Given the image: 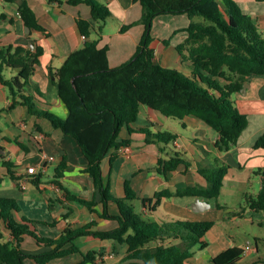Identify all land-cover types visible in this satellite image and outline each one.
Wrapping results in <instances>:
<instances>
[{"label": "trees", "instance_id": "1", "mask_svg": "<svg viewBox=\"0 0 264 264\" xmlns=\"http://www.w3.org/2000/svg\"><path fill=\"white\" fill-rule=\"evenodd\" d=\"M4 1L18 3L21 19L31 31L36 30L46 37L51 35L41 25L27 0ZM134 1L143 8L139 23L144 24L145 33L134 56L115 68L109 62V48L99 46L106 23L113 16L110 7L100 0L66 1L71 6L86 4L93 19L92 22L78 19L79 29L86 39L84 46L72 52L60 68H50V82L57 87L60 98L69 109L66 119L42 108L41 104L44 103L38 96L43 97V93L37 88L36 97L28 88L41 64L44 47L35 41L33 49L21 45L0 46V82L10 91V108L26 106L30 114L49 120L55 128L76 138L88 160L83 171L93 178L102 196L105 206L102 216L119 222L116 229L109 231L96 229L94 222L79 227L69 226L60 237L52 238L40 232L37 224L43 222L25 216L19 220L16 218V214L21 212L16 199L0 197V221L14 238V241H3L4 236L0 233V264H28V260L36 264H50L55 259L83 253L76 243L79 238L88 241L110 240L125 245L128 264H185L195 256V248L208 246L207 233L212 229L213 221L159 223L143 219L130 203L137 198L131 182L125 184L124 198L114 197L109 184H105L102 162L112 152L110 163L113 164L118 153L131 145L130 138L121 136L124 129L129 134H144L147 143L168 145L177 140L179 136L170 131L133 128L142 106L167 118L179 119L182 123L187 117L194 116L219 134L216 142L219 151L226 152L235 147L249 120L235 105L233 95L242 91L248 77L264 76V36L252 17L242 10L238 0ZM162 14H187L191 19L186 41L177 46L182 57L191 61L190 74L164 67L157 60L151 29L155 18ZM197 16L202 17L204 22H195ZM132 25H124L121 31H126ZM164 42L169 44L170 40ZM185 50L188 54H185ZM255 147L264 149V134ZM6 165L9 175L19 180L20 177L12 169L13 164ZM181 165L189 167L190 163L182 153L175 152L169 159H159L157 171L168 174ZM68 168L63 162L56 169V178L63 177ZM229 169L224 164L200 169L208 182L207 187L189 186L175 192L163 189L154 197L145 198L144 204L148 207L154 203L152 209H156L164 199L173 196L217 201ZM262 171L260 169L257 173ZM38 180L39 177L32 179L35 183ZM67 197L95 212V199L70 192ZM110 201L118 204L119 215L113 216L107 212ZM248 204L253 210L264 213V185ZM217 206L222 207L220 204ZM28 237L47 249L40 253L25 252L22 244ZM97 254L96 251L89 252L84 255L85 260L92 262ZM242 256L243 249L230 248L214 258L213 264H240Z\"/></svg>", "mask_w": 264, "mask_h": 264}, {"label": "crops", "instance_id": "2", "mask_svg": "<svg viewBox=\"0 0 264 264\" xmlns=\"http://www.w3.org/2000/svg\"><path fill=\"white\" fill-rule=\"evenodd\" d=\"M27 1L41 25L51 35L46 37L41 32L31 31L21 19L18 3L0 0V46L21 45L33 49L35 41L44 47L41 64L28 88L36 97L37 88L43 93V97L38 96L44 103L41 104L42 108L66 119L69 109L60 98L57 87L50 82V68H60L72 52L84 46L86 39L77 21L84 18L92 22L91 10L86 4L71 6L67 4V0ZM100 1L110 7L113 16L106 23L99 46L109 48V62L115 68L130 60L136 53L145 33L144 24L139 23L143 8L134 0ZM238 3L252 17L264 36V1L238 0ZM173 16L175 18H163L166 22L164 33H159V38L153 36L152 46L162 66L190 74L191 61L182 57L177 46L186 41L191 19L187 14ZM131 24L133 25L129 29L121 31L124 25ZM164 40H170V43L166 44ZM184 52L188 54L186 50ZM233 99L235 105L248 116L249 124L236 146L229 151L218 150L216 142L219 134L202 120L194 116L187 117L184 123L181 122V130L179 126L170 124L168 118L161 113L142 106L133 128L149 127L153 132L170 131L179 136L177 140L168 145L147 143L144 134H129L124 129L121 136L131 139L132 156L127 158L121 150L112 164L110 152L102 162L104 181L106 185L109 184L112 195L124 198L125 184L130 181L137 194V198L130 203L135 211L136 203H142L141 213L151 218L149 220L159 223L179 220L214 222L207 233L208 246L204 249L195 248V256L185 264H213V259L224 251L234 247L244 249L248 243L252 244L253 249L242 256L240 264H264V213L253 210L248 204L264 185V149L255 147L264 134V76L248 77L242 91L234 94ZM11 104L10 91L0 82V176L3 178L0 197L16 199L21 210L18 215L43 222L37 225L40 232L48 237L58 238L67 227H79L90 222H94L96 229L101 231L116 229L119 226L117 220L102 216L105 212L102 196L96 189L93 178L83 171L88 160L76 138L55 128L49 120L30 114L28 107L18 105L10 108ZM175 152L182 153L190 166L181 165L168 174L158 173L159 159H169ZM48 156H53L54 160L49 161ZM63 162L69 168L65 169L63 177L56 178V169ZM6 163L13 164L16 176L26 174L29 166L36 165V177L39 180L35 183L31 179L23 188L18 180L9 175ZM222 164L230 169L217 201L202 197L173 196L164 199L156 209H152L154 203L145 206V198H152L163 189L175 192L189 186L207 187L208 182L201 175L200 169ZM51 167L54 168L52 174ZM260 169L263 171L257 188L251 190L254 186L251 175H257ZM68 192L90 200L95 199V212L68 199ZM217 204L222 207L218 208ZM107 212L113 216L119 215L118 204L108 202ZM243 224H249L251 228L257 227L255 241L240 239L244 233ZM0 233L4 236L3 241H14L1 221ZM25 242L26 240L23 244ZM76 243L83 253L58 258L50 264H128L125 260L127 248L123 244L118 245L110 240L88 241L85 238L77 239ZM35 245L34 250L25 252L40 253L47 249ZM93 251L98 253L96 259L87 262L84 255ZM27 263L36 264L32 260Z\"/></svg>", "mask_w": 264, "mask_h": 264}, {"label": "rangeland", "instance_id": "3", "mask_svg": "<svg viewBox=\"0 0 264 264\" xmlns=\"http://www.w3.org/2000/svg\"><path fill=\"white\" fill-rule=\"evenodd\" d=\"M163 18H175V16L166 15V14H162V15L157 16L156 20L153 22V25H152V29H151L152 36H156L157 38H159L160 37L159 33H164V27H165L166 22L164 21ZM194 21L197 22V23H202V22H204V19L202 17H200V16H197V17L194 18ZM172 38H173V36H172ZM8 76H11V75L8 74ZM168 120H169L170 124L179 126L180 129L183 130V126H182V123H181L182 121H180L179 119H174V118H168ZM53 172H54V168L51 167L50 173L52 174ZM251 176H252L251 178H253L252 183L254 184V186L251 187V190H253V188H255V189L257 188L258 180H259V178H261V176H260V174H257V175L252 174ZM9 180H11V179H9ZM141 208H142V203H136V211H137L136 213H138L145 220L151 219V218H147L146 216H144L141 213ZM16 218L18 220L21 219V217L18 214H16ZM246 225L247 226H245L243 224V227L245 226L244 227V233H242L240 231V233H242L241 236H240V239L243 238V240L249 239L251 241H255L254 236H255V232L257 231V227L251 228L249 226V224H246ZM43 235H45V234H43ZM153 243H155V242H153ZM35 244H36L35 241L32 238L28 237L26 239L25 244H23L24 251L34 250L36 248Z\"/></svg>", "mask_w": 264, "mask_h": 264}, {"label": "built area", "instance_id": "4", "mask_svg": "<svg viewBox=\"0 0 264 264\" xmlns=\"http://www.w3.org/2000/svg\"><path fill=\"white\" fill-rule=\"evenodd\" d=\"M122 151L127 158H130L132 156V149L130 148V146L125 147ZM47 159L49 161H53L54 157L48 156ZM37 173H38V168L36 165L29 166L27 169V173L19 176L20 177V179L18 180L19 184L24 188L31 179L36 178ZM252 249H253L252 244L248 243L243 249V255H247Z\"/></svg>", "mask_w": 264, "mask_h": 264}, {"label": "water", "instance_id": "5", "mask_svg": "<svg viewBox=\"0 0 264 264\" xmlns=\"http://www.w3.org/2000/svg\"><path fill=\"white\" fill-rule=\"evenodd\" d=\"M31 46H33V45H31ZM199 200V199H198Z\"/></svg>", "mask_w": 264, "mask_h": 264}]
</instances>
